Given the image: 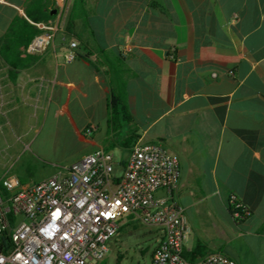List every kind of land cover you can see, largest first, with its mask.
Listing matches in <instances>:
<instances>
[{
    "label": "crops",
    "instance_id": "obj_1",
    "mask_svg": "<svg viewBox=\"0 0 264 264\" xmlns=\"http://www.w3.org/2000/svg\"><path fill=\"white\" fill-rule=\"evenodd\" d=\"M26 4L0 0V36ZM72 4L48 0L60 28L14 81L0 58L2 112L27 106L63 116L92 151L161 143L179 159L177 200L190 228L185 250L195 247L188 245L191 208L207 199L213 208L216 197L226 211L217 217L226 238L215 247L197 239L201 254L264 264V0H86V19L69 23ZM73 40L75 58L65 62ZM110 82L124 90L127 109L114 121ZM230 193L250 210L238 223Z\"/></svg>",
    "mask_w": 264,
    "mask_h": 264
},
{
    "label": "built area",
    "instance_id": "obj_2",
    "mask_svg": "<svg viewBox=\"0 0 264 264\" xmlns=\"http://www.w3.org/2000/svg\"><path fill=\"white\" fill-rule=\"evenodd\" d=\"M32 23L39 32L22 48L23 55L47 49L60 28L58 19ZM75 47L70 41L65 62L75 58ZM129 50L125 46L123 53ZM94 128L90 124L84 134L90 136ZM116 164L122 166L119 174L114 173ZM179 175L176 154L159 142L143 141L134 142L119 162L109 150L97 148L32 184L4 173L0 264H101L107 241L125 215L156 226L151 264H237L221 251L192 260L185 256L190 228L177 200ZM227 199L233 219L241 221L250 214L235 194Z\"/></svg>",
    "mask_w": 264,
    "mask_h": 264
},
{
    "label": "rangeland",
    "instance_id": "obj_3",
    "mask_svg": "<svg viewBox=\"0 0 264 264\" xmlns=\"http://www.w3.org/2000/svg\"><path fill=\"white\" fill-rule=\"evenodd\" d=\"M2 108L6 107L0 108V177L7 172L32 184L93 149L91 144L77 139L63 116H40L36 107L19 106L6 113ZM109 151L119 162L126 158L129 149L114 145ZM121 170L122 166L116 164L114 173L119 174ZM215 198H212L213 208L209 199L202 209L191 208L189 221L194 233L188 241L189 246L196 245L197 239L209 247L225 241L226 234L217 217L225 219L226 211L223 203ZM157 237L156 226L142 224L125 215L119 220L117 232L107 241L101 264H151Z\"/></svg>",
    "mask_w": 264,
    "mask_h": 264
},
{
    "label": "trees",
    "instance_id": "obj_4",
    "mask_svg": "<svg viewBox=\"0 0 264 264\" xmlns=\"http://www.w3.org/2000/svg\"><path fill=\"white\" fill-rule=\"evenodd\" d=\"M86 0H73L69 12V23L76 18L86 19ZM53 7H48V0H27L24 10L25 15L17 14L13 17L7 30L0 36V58L8 67L7 76L11 81L17 77L18 70L27 66L32 60V54H22V48L26 47L32 38L39 32V29L32 23L46 21L55 17L56 13H51ZM110 91V115L111 120H115L120 112L127 114L124 102V90L114 87L112 82L109 83ZM227 205L232 216L231 204L227 199ZM243 212V208H239ZM239 222L240 220H235ZM119 229V228H118ZM202 242L198 241L195 247L184 252L190 260L201 254L204 249Z\"/></svg>",
    "mask_w": 264,
    "mask_h": 264
},
{
    "label": "water",
    "instance_id": "obj_5",
    "mask_svg": "<svg viewBox=\"0 0 264 264\" xmlns=\"http://www.w3.org/2000/svg\"><path fill=\"white\" fill-rule=\"evenodd\" d=\"M54 12H55V10H52V11H51V13H54Z\"/></svg>",
    "mask_w": 264,
    "mask_h": 264
}]
</instances>
